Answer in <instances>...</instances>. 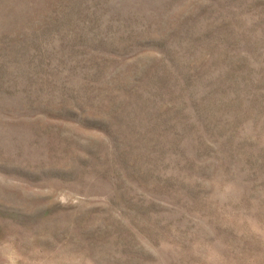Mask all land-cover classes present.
I'll return each instance as SVG.
<instances>
[{
	"label": "rangeland",
	"instance_id": "1",
	"mask_svg": "<svg viewBox=\"0 0 264 264\" xmlns=\"http://www.w3.org/2000/svg\"><path fill=\"white\" fill-rule=\"evenodd\" d=\"M0 264H264V0H0Z\"/></svg>",
	"mask_w": 264,
	"mask_h": 264
}]
</instances>
